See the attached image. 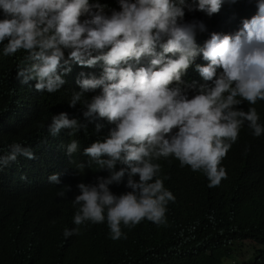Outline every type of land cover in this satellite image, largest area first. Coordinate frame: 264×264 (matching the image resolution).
Instances as JSON below:
<instances>
[{
    "label": "clouds",
    "instance_id": "obj_1",
    "mask_svg": "<svg viewBox=\"0 0 264 264\" xmlns=\"http://www.w3.org/2000/svg\"><path fill=\"white\" fill-rule=\"evenodd\" d=\"M0 11L3 55L23 50L33 62L18 71L21 83L35 80L36 91L52 94L71 66L93 68L94 76L80 73L81 91L69 107L81 103L89 123L113 125L84 149L109 175L77 185V227L66 228L65 237L85 222L99 224L101 232L109 228L114 241L126 238L121 226L144 220L166 225L175 197L156 161L173 157L182 172L187 166L202 173L212 188L227 179L220 165L246 137L241 127L247 122L254 137L264 134L256 111L264 110V0H0ZM99 62L103 71L95 67ZM97 89L99 95L85 99ZM102 128L95 124L97 133ZM62 129L74 137L87 134L88 125L67 113L52 116L48 132L56 136ZM9 149L0 156V170L18 156L35 158L19 143ZM78 150L72 139L67 154ZM117 164L125 167L117 171ZM78 168L81 173L84 165ZM126 175L131 191L113 194L109 186ZM49 180L58 184L59 174Z\"/></svg>",
    "mask_w": 264,
    "mask_h": 264
},
{
    "label": "trees",
    "instance_id": "obj_2",
    "mask_svg": "<svg viewBox=\"0 0 264 264\" xmlns=\"http://www.w3.org/2000/svg\"><path fill=\"white\" fill-rule=\"evenodd\" d=\"M6 43L0 44V156L19 143L35 158L18 156L0 170V264H264V134L254 137L247 122L241 127L246 137L232 145L220 165L227 179L219 186L209 188L207 178L190 167L182 172L173 157L156 161L160 178L167 177L164 187L175 197L167 205L166 225L144 220L131 229L121 226L126 238L114 241L109 228L101 232L99 224L85 222L78 234L65 237L66 228L77 227V185L95 184L97 177L109 175L91 163L84 149L107 137L113 125L99 119L89 123L81 103L69 107L72 94L81 91L76 83L80 73L94 76L93 68L71 66L59 91L38 92L35 80L22 84L17 75L33 63L28 53L4 56ZM97 66L103 71L102 62ZM100 92L85 93V99ZM256 111L264 126V110ZM61 113L87 124V134L82 130L71 137L70 129H62L52 136L48 125ZM96 123L103 125L99 133ZM72 139L79 150L68 155ZM78 165H84L81 173ZM122 167L117 164L116 170ZM186 173L193 178H184ZM53 174H59L58 184L50 182ZM126 183L127 175L110 191L117 196L131 191ZM246 242L248 260L240 251Z\"/></svg>",
    "mask_w": 264,
    "mask_h": 264
},
{
    "label": "rangeland",
    "instance_id": "obj_3",
    "mask_svg": "<svg viewBox=\"0 0 264 264\" xmlns=\"http://www.w3.org/2000/svg\"><path fill=\"white\" fill-rule=\"evenodd\" d=\"M250 246V243L249 242H246V243H244L243 244V246L241 247V254L243 255V258L245 257V258H247V260L249 259V253L248 254H246V250L248 249V247ZM231 262L232 261H227V263L226 264H231Z\"/></svg>",
    "mask_w": 264,
    "mask_h": 264
}]
</instances>
